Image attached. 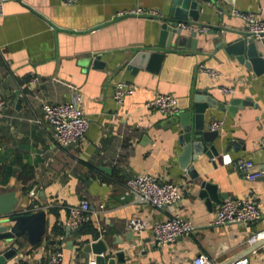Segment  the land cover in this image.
Here are the masks:
<instances>
[{
  "label": "crops",
  "instance_id": "crops-1",
  "mask_svg": "<svg viewBox=\"0 0 264 264\" xmlns=\"http://www.w3.org/2000/svg\"><path fill=\"white\" fill-rule=\"evenodd\" d=\"M172 0H0V93L6 106L0 113V193L14 191L17 211H46V236L32 246L23 235L18 253L4 264L45 259L60 246V264H90L92 252L84 245L102 238L113 251L123 250L126 261L117 264H192L205 253L217 264L247 257V264H264V238L248 241L264 229V175L246 179L222 155L251 159L253 169H264V72L256 73L224 49L226 41L205 33L196 47L165 48L157 71L131 66L135 50L155 44L162 19L136 10L166 15ZM255 11L264 19V0H219L201 13L200 23L246 30L233 10ZM204 36V35H203ZM264 52V41H258ZM214 69L218 76L199 69ZM33 77L38 82H31ZM117 81L134 91L122 102L113 98ZM232 90L224 92L221 87ZM210 89L221 107H208V126L220 121L219 155L204 153L192 160L197 178L179 167L182 146L179 114L191 108L196 90ZM78 92L81 110L90 120L85 134L66 147L56 146L51 129L41 122L42 103L70 101ZM157 92L174 95L180 107L167 116L144 103ZM21 98V105L17 100ZM247 99L235 105L232 99ZM101 167H108L104 170ZM150 173L176 182L182 198L176 212L195 225L190 236L158 246L151 229L133 232L130 217L150 226L170 211L133 200L125 191L129 176ZM215 184L227 198L252 197L262 215L254 222L209 224L220 203L207 204L199 182ZM197 180V181H196ZM35 187V194L29 189ZM86 199L90 220L80 231H67L69 209ZM34 202V208L30 203ZM63 235V239L59 236ZM51 240H61L60 244ZM71 242V244H70ZM6 243L0 241V249Z\"/></svg>",
  "mask_w": 264,
  "mask_h": 264
},
{
  "label": "water",
  "instance_id": "water-1",
  "mask_svg": "<svg viewBox=\"0 0 264 264\" xmlns=\"http://www.w3.org/2000/svg\"><path fill=\"white\" fill-rule=\"evenodd\" d=\"M218 2L219 0H172L166 15L142 14L159 17L162 19V24L158 31L157 42L150 47L135 50L129 60L130 65L157 71L165 55V48L176 46L194 49L197 41L205 38V33L217 36L221 45L229 33H235L238 36L224 44L225 51L228 54H234L240 63L255 70L256 73L264 72V52L259 49L258 40L250 37L247 30L234 31L221 26L200 23L202 11ZM21 101V98H18L17 106L21 105ZM238 104H248V101L232 99L229 101V110H234L235 105ZM222 105L224 104L215 98L210 89H198L193 96L191 108L179 114L181 133L178 136V142L182 148L178 155V163L191 178H197L192 160L198 159L203 153L211 158L220 153L219 143L222 141V134L218 129H212L206 124L204 114L208 107ZM101 168L110 170L108 167ZM199 186L200 195L206 199L207 204L220 203L222 199L228 197L226 193L220 192L215 184L205 179L199 182ZM16 201L14 191L0 193V241L6 243L5 247L0 249V264H4L7 259L18 253V242L23 235L32 246L38 245L46 236V211L43 208L26 212L17 211L14 209ZM30 206L34 208V202H31ZM82 226L75 228L74 232L80 231ZM70 230L67 226L69 233ZM51 242L60 244L62 241L51 240ZM83 248L87 253L94 254V263L90 264H117V262L126 261L123 250L108 249L102 238L85 243Z\"/></svg>",
  "mask_w": 264,
  "mask_h": 264
},
{
  "label": "built area",
  "instance_id": "built-area-1",
  "mask_svg": "<svg viewBox=\"0 0 264 264\" xmlns=\"http://www.w3.org/2000/svg\"><path fill=\"white\" fill-rule=\"evenodd\" d=\"M65 4H70L76 0H62ZM136 14H157L155 11H134ZM233 13L241 17L247 26L250 37L258 41H264V19L255 11L233 10ZM205 28V27H203ZM199 69L213 76H218V72L214 69L199 65ZM31 82H38L37 77L30 79ZM221 90L229 92L230 87L222 86ZM134 91V86L127 81H117L113 88V98L117 102H122L124 97ZM82 100L78 92L73 94L70 101L65 102H48L42 103V119L51 129V139L58 147H66L87 131L90 120L81 110L79 104ZM6 106V100L0 93V113ZM146 108L157 109L167 116L176 115L180 111L177 98L166 92H157L151 99L144 103ZM212 129H221L220 121H212L210 123ZM261 146L264 148V132L262 135ZM223 164H231L235 169L240 171L242 175L249 180L261 178L264 175V169H253L254 162L248 158L233 159L228 153L222 155ZM126 193L130 194L134 201L146 203L155 208L167 209L170 216L162 220L152 223L150 226L146 220L140 217H130L126 222L127 229L133 232H140L145 228L151 229L155 243L158 246H164L167 243L175 241L179 237H188L193 232L195 225L187 218H184L176 212L182 195L176 182L165 180L161 176L152 175L150 173H139L129 176L124 184ZM30 195L35 194V187L29 189ZM91 205L86 199L80 200L77 205H73L69 209V216L66 225L70 229H75L80 225H84L90 220ZM262 213L252 197H244L241 199H224L217 207L214 217L209 224H231V223H247L257 221ZM63 239V235L59 236ZM264 238V229L255 231L248 239L250 243ZM63 249L58 246L45 259H38L34 262H17L15 264H60L63 258ZM248 258L241 257L229 264H247ZM89 263H94L91 259ZM192 264H217L213 259L205 253H199L192 261Z\"/></svg>",
  "mask_w": 264,
  "mask_h": 264
}]
</instances>
